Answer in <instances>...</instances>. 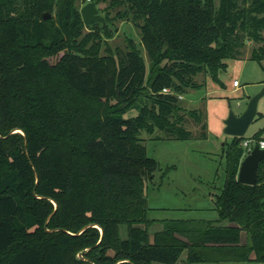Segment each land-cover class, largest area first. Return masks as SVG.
<instances>
[{
	"label": "trees",
	"instance_id": "obj_1",
	"mask_svg": "<svg viewBox=\"0 0 264 264\" xmlns=\"http://www.w3.org/2000/svg\"><path fill=\"white\" fill-rule=\"evenodd\" d=\"M91 2L106 5L103 26L84 24L88 0H0V264H180L185 253L186 264L240 262L253 252L264 262V160L256 185L238 181L243 142L263 132L228 145L219 217L164 220L153 242L145 185L160 165L140 138L160 129L190 139L187 116L208 137L203 110L179 96L247 43L264 60V0ZM117 19L141 42L112 48Z\"/></svg>",
	"mask_w": 264,
	"mask_h": 264
},
{
	"label": "rangeland",
	"instance_id": "obj_2",
	"mask_svg": "<svg viewBox=\"0 0 264 264\" xmlns=\"http://www.w3.org/2000/svg\"><path fill=\"white\" fill-rule=\"evenodd\" d=\"M105 6L103 5V10H100L104 18L107 15L104 11ZM120 9H111L110 16L115 17ZM98 25L103 26L104 24L98 23ZM109 27L113 32V37L107 42L114 49L125 50L128 36L135 39L137 43L141 42L140 30L131 21L117 19ZM258 46L255 43H247L241 57L226 59L227 65L219 69L217 78L212 74L206 77L203 74L198 75L196 80L199 83L205 82L204 87L189 91L181 100V104L187 110H203L207 122V138L200 137V127L188 116L186 117V128L193 133L190 139L169 138L160 129L153 134L147 131L140 133L148 156L160 165L154 178L148 180L145 185L148 218L157 221L150 229V234L151 231L161 227V222L164 220H214L219 217L214 202L226 181L225 152L228 145L235 139L225 134L224 121L230 110L240 114L245 110L250 99L264 90V60L251 59L252 50ZM142 52L149 64L146 51L143 49ZM234 81L240 83L239 88L234 87ZM138 113L139 107L134 106L123 114V118L133 119ZM259 132H263L264 136V96L259 101L258 116L246 137L253 138ZM121 230L123 238H126L127 227L124 225ZM240 243H250L245 230L241 231ZM252 256L254 257L251 261L224 264H264L254 259L255 252Z\"/></svg>",
	"mask_w": 264,
	"mask_h": 264
},
{
	"label": "water",
	"instance_id": "obj_3",
	"mask_svg": "<svg viewBox=\"0 0 264 264\" xmlns=\"http://www.w3.org/2000/svg\"><path fill=\"white\" fill-rule=\"evenodd\" d=\"M81 15L84 24L91 26L93 24L105 23V18L100 14V10L95 2L85 4L81 9ZM51 18L50 13L44 14V19ZM264 96V90L250 99L247 107L241 114L230 110L228 117L224 121L225 134L232 137H246L251 125L258 116V105L260 99ZM264 160V149L255 146L253 150L243 158L239 173L238 181L242 184L254 186L258 182V170L261 162ZM83 257L82 254L79 255Z\"/></svg>",
	"mask_w": 264,
	"mask_h": 264
},
{
	"label": "built area",
	"instance_id": "obj_4",
	"mask_svg": "<svg viewBox=\"0 0 264 264\" xmlns=\"http://www.w3.org/2000/svg\"><path fill=\"white\" fill-rule=\"evenodd\" d=\"M89 2L91 0H88ZM234 86L239 87L240 83L238 81H234ZM164 93H172L170 89H164ZM179 98L182 100L184 99V96L180 95ZM243 146L245 148V154L244 157L247 156L255 146H260L261 149H264V140L257 143L255 140H246L243 142Z\"/></svg>",
	"mask_w": 264,
	"mask_h": 264
},
{
	"label": "crops",
	"instance_id": "obj_5",
	"mask_svg": "<svg viewBox=\"0 0 264 264\" xmlns=\"http://www.w3.org/2000/svg\"><path fill=\"white\" fill-rule=\"evenodd\" d=\"M234 85V84H233ZM235 87V86H234ZM240 87V86H239ZM239 87H235V88H239ZM242 113V112H241ZM240 113V114H241ZM196 220H202V219H196ZM206 220V219H205ZM215 220V219H214ZM153 227H151V229H152ZM163 229V224L161 225V227H159L157 230H154L153 232L151 231V241L153 242V240H154V236H155V233H157V232H159V231H161ZM126 234H127V232H126ZM127 237V236H126ZM242 244V243H241ZM252 258L254 257V256H251ZM186 261H187V253H185L183 256H182V259H181V261H180V264H186ZM227 262H230V261H227ZM226 261L225 262H215V263H221V264H224V263H227ZM231 262H233V261H231ZM195 263H207V262H195Z\"/></svg>",
	"mask_w": 264,
	"mask_h": 264
}]
</instances>
